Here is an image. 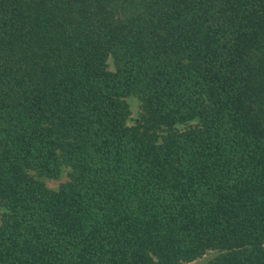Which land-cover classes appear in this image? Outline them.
<instances>
[{
	"label": "trees",
	"instance_id": "trees-1",
	"mask_svg": "<svg viewBox=\"0 0 264 264\" xmlns=\"http://www.w3.org/2000/svg\"><path fill=\"white\" fill-rule=\"evenodd\" d=\"M0 206V264H264V0H0Z\"/></svg>",
	"mask_w": 264,
	"mask_h": 264
},
{
	"label": "rangeland",
	"instance_id": "rangeland-1",
	"mask_svg": "<svg viewBox=\"0 0 264 264\" xmlns=\"http://www.w3.org/2000/svg\"><path fill=\"white\" fill-rule=\"evenodd\" d=\"M110 69H114V64L112 61L109 62ZM129 104L131 106V120L130 123L134 124L135 121L139 118L140 115V102L136 98H130ZM72 169L68 166L62 165L60 166V171L56 176H48L45 174H40L37 172H32L33 175L37 177V179L41 180L49 189L53 191H57L60 187L69 181V175ZM5 209L0 206V219L4 214ZM216 255L215 252H210L206 254L203 258L197 260L193 264H206L209 260H211Z\"/></svg>",
	"mask_w": 264,
	"mask_h": 264
}]
</instances>
